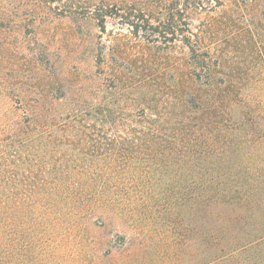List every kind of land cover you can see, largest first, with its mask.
Returning <instances> with one entry per match:
<instances>
[{
	"label": "trees",
	"instance_id": "obj_1",
	"mask_svg": "<svg viewBox=\"0 0 264 264\" xmlns=\"http://www.w3.org/2000/svg\"><path fill=\"white\" fill-rule=\"evenodd\" d=\"M162 1L174 79L149 81L136 112L50 96L0 126V264H264V5L226 37V0Z\"/></svg>",
	"mask_w": 264,
	"mask_h": 264
},
{
	"label": "rangeland",
	"instance_id": "obj_2",
	"mask_svg": "<svg viewBox=\"0 0 264 264\" xmlns=\"http://www.w3.org/2000/svg\"><path fill=\"white\" fill-rule=\"evenodd\" d=\"M253 1L264 5V0ZM249 2L226 0L228 7L220 14L226 37L228 31L256 22ZM163 3L111 0V15L101 27L92 14L75 21L62 15L59 2L0 0V126L11 125L15 114L41 109L37 101L50 96L77 100L99 117V101L115 115L136 112L150 96L149 81L163 78L171 84L174 79L165 66L175 59L180 41L163 42L161 25L155 28L165 20L159 13ZM257 44L264 42L257 39ZM69 106L63 102L59 110ZM129 123L121 119L114 124Z\"/></svg>",
	"mask_w": 264,
	"mask_h": 264
}]
</instances>
